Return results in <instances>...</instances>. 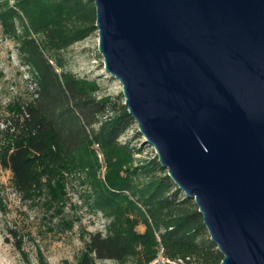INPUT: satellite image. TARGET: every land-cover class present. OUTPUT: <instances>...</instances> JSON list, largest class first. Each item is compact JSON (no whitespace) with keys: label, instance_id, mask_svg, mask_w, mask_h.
Here are the masks:
<instances>
[{"label":"water","instance_id":"water-1","mask_svg":"<svg viewBox=\"0 0 264 264\" xmlns=\"http://www.w3.org/2000/svg\"><path fill=\"white\" fill-rule=\"evenodd\" d=\"M98 51L221 264H264V0H89Z\"/></svg>","mask_w":264,"mask_h":264},{"label":"trees","instance_id":"trees-1","mask_svg":"<svg viewBox=\"0 0 264 264\" xmlns=\"http://www.w3.org/2000/svg\"><path fill=\"white\" fill-rule=\"evenodd\" d=\"M96 20L89 0H0V23L30 83L0 111V168L11 172L22 200L61 218L64 230L73 228L65 217L70 180L87 186L85 202L107 219L106 228L89 235L74 263L62 264H152L160 254L165 264H221L195 201L156 155L141 159L143 150L120 141L136 123L122 92L101 94L100 81L65 70L62 53L94 34ZM0 210L6 212L1 195ZM38 257L46 264L40 249Z\"/></svg>","mask_w":264,"mask_h":264},{"label":"rangeland","instance_id":"rangeland-1","mask_svg":"<svg viewBox=\"0 0 264 264\" xmlns=\"http://www.w3.org/2000/svg\"><path fill=\"white\" fill-rule=\"evenodd\" d=\"M15 0H10L14 5ZM21 31V25H18ZM98 31L77 42L62 53L65 70L79 77L97 79L102 83L101 94L118 95L122 86L118 80L105 72L103 57L98 51ZM27 70L18 58L17 46L13 38L4 31L0 23V111L5 103L16 93L25 95L29 83ZM1 127V126H0ZM135 125L121 138V142H131L143 150L141 159H150L156 155L152 146L144 144V138L138 136ZM102 175L105 167L103 157ZM12 174L0 168V191L6 212L0 210V264H26L21 252L16 248L15 234L22 239V250L29 256L32 264H40L39 249L46 264L74 263L84 249L89 235L105 231L107 219L91 209L85 202L87 186L82 180H70V202L66 209V220L73 221L72 229H63L61 218L52 219L42 205H32L21 199L12 187ZM137 230L144 232L140 225ZM99 264H119L116 261H102ZM152 264H165L163 255Z\"/></svg>","mask_w":264,"mask_h":264}]
</instances>
